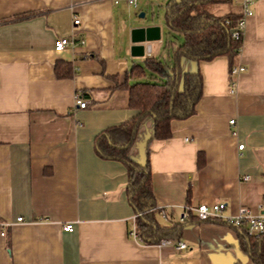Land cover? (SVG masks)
Returning <instances> with one entry per match:
<instances>
[{
    "label": "crops",
    "instance_id": "obj_1",
    "mask_svg": "<svg viewBox=\"0 0 264 264\" xmlns=\"http://www.w3.org/2000/svg\"><path fill=\"white\" fill-rule=\"evenodd\" d=\"M168 1L0 0V223L8 222L0 225V264H256L241 228L199 220L186 206L224 201L226 214L264 210V0L246 17L232 58L247 67L235 88L227 55L181 57V73L203 77L196 111L172 119L162 139L154 117L143 116L127 149L132 161H149L158 221L181 224L173 240L186 247L131 235L137 212L128 167L97 151V136L139 114L128 105V85L151 74L145 57L174 66L185 34L169 26ZM236 7L216 14L240 15L241 0ZM144 26L160 27L161 38L135 56L131 31ZM60 37L75 43L56 51ZM77 92L87 107L76 105Z\"/></svg>",
    "mask_w": 264,
    "mask_h": 264
},
{
    "label": "trees",
    "instance_id": "obj_2",
    "mask_svg": "<svg viewBox=\"0 0 264 264\" xmlns=\"http://www.w3.org/2000/svg\"><path fill=\"white\" fill-rule=\"evenodd\" d=\"M215 0H169L166 20L172 29L185 34V41L178 46L174 55V66L167 70L162 63L147 56L145 64L151 71L146 80L128 85V105L140 110L131 122L112 127L97 136L96 147L102 157L121 159L128 167L129 202L136 210L135 230L138 237L148 244L160 243L163 239L178 237L181 224L163 227L157 218L155 193H153L149 161L139 164L128 157L141 118L151 114L155 121L154 136H171L172 119H184L196 111V104L202 96L203 77L199 72L181 73L180 59L183 56L197 61L211 60L217 55H227L231 66L232 58L242 49L243 36L234 38L231 27L225 21L236 24L239 14L215 15L208 5ZM144 74V68L135 65L132 71ZM153 74H157L156 77ZM59 75V72H58ZM160 78V79H158ZM182 81V89L179 84ZM242 229V228H241ZM242 246L256 264H264V236H249L242 229Z\"/></svg>",
    "mask_w": 264,
    "mask_h": 264
},
{
    "label": "built area",
    "instance_id": "obj_3",
    "mask_svg": "<svg viewBox=\"0 0 264 264\" xmlns=\"http://www.w3.org/2000/svg\"><path fill=\"white\" fill-rule=\"evenodd\" d=\"M128 3H131L133 5L137 4L138 0H127ZM258 0H241L242 8L239 19L236 21V24H232V20H226L225 22L230 25L229 33L234 38H240L244 36V28L246 23V17L251 15L254 12V6ZM79 18H74L73 23L78 24ZM84 43V40L81 41ZM75 43L74 39L69 37H60L56 41L54 49L56 51L63 49L66 46H72ZM147 52L150 53L151 49L149 46H146ZM246 66L244 65H234L232 69L229 72V76H231V82L230 87L233 90L236 85L235 77L240 72L246 71ZM76 100L75 103L78 107L84 108L88 106V101H86L80 92L75 93ZM235 119H232L230 122L231 124H234ZM240 149H243V144H239L238 146ZM250 176H244V180H249ZM226 203L224 201L222 202H215L212 204H197L193 207L186 206V211H195L196 217L199 220L202 221H208L210 219L214 220H223L230 225H233L235 227L242 228L246 234L249 236H264V210L254 212L252 209L248 208L247 206H241L235 214H226ZM163 215H165V212H162ZM187 218V213H183L181 216V220L184 221ZM23 220V217L20 216L17 218V221L20 222ZM0 225L2 227H6L8 225V222H1ZM65 230L67 231H73L74 230V224L67 223L64 226ZM1 235H5V231L1 232ZM131 235L136 238L138 237L137 232L135 230V227L131 231ZM159 244H174L176 246V249L180 250L186 247V243L184 241H174L173 239L165 238L163 239Z\"/></svg>",
    "mask_w": 264,
    "mask_h": 264
},
{
    "label": "water",
    "instance_id": "obj_4",
    "mask_svg": "<svg viewBox=\"0 0 264 264\" xmlns=\"http://www.w3.org/2000/svg\"><path fill=\"white\" fill-rule=\"evenodd\" d=\"M143 16V13H141ZM132 42L131 50L132 54L135 56H144L145 48L147 41L159 40L161 38L160 35V27L157 26H144L140 28H133L131 31Z\"/></svg>",
    "mask_w": 264,
    "mask_h": 264
},
{
    "label": "rangeland",
    "instance_id": "obj_5",
    "mask_svg": "<svg viewBox=\"0 0 264 264\" xmlns=\"http://www.w3.org/2000/svg\"><path fill=\"white\" fill-rule=\"evenodd\" d=\"M239 0H216V2H212L208 5V10L213 12V13H217V14H223L225 12H228L230 9H237V3ZM173 37H171L168 34V41H171ZM170 54V53H169ZM169 54L168 51H166L165 55L163 58H165V63L166 65H168L169 63Z\"/></svg>",
    "mask_w": 264,
    "mask_h": 264
}]
</instances>
